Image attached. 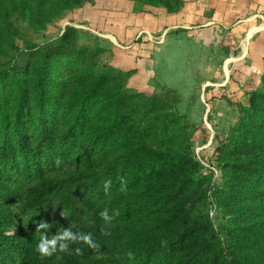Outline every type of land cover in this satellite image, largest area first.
Returning <instances> with one entry per match:
<instances>
[{"label": "rangeland", "instance_id": "1", "mask_svg": "<svg viewBox=\"0 0 264 264\" xmlns=\"http://www.w3.org/2000/svg\"><path fill=\"white\" fill-rule=\"evenodd\" d=\"M0 4L10 10L14 27L2 34L7 39L0 49V81L17 76L30 79L39 53L58 49L69 33L63 50L73 60L69 66L64 64L67 71L53 72L66 84L56 85L59 120H74L75 90L89 88L91 76L100 77L109 96L108 108L119 99L123 135L130 136L137 147L155 150L175 163L178 180L187 182L124 236L120 248L130 251L144 244L159 245V238L165 236L184 238L193 246L207 245L190 249L168 242L164 257L150 256L144 264H208L217 240L236 238L241 230L243 220L231 207L250 187H264V171L258 169L264 168V145L252 140L246 127L250 116L264 113V29L257 32L255 45H246L245 54L241 39L225 45L206 39L188 48L191 55L181 60L173 59L174 51L185 38L179 33L182 28L172 22L183 9V0H69L63 7L53 6L49 17L38 22L27 11L18 12L10 0H0ZM143 25L148 32L142 31ZM9 94L8 86L0 85V106L8 105ZM33 102L31 96L25 118L30 136L42 115ZM98 105L93 106L90 119L106 125L109 113ZM8 136L0 130V146ZM65 153L66 162L53 175L99 170L107 154L114 156L102 144ZM118 163L117 175L109 178L116 186L128 179ZM36 182L32 168H27L18 184ZM107 196L108 200L112 197L110 192ZM75 207V218L86 222L77 201ZM56 217L64 218L63 214ZM14 220L18 227L35 229L34 221H40L17 210ZM73 220L67 224L72 226ZM142 260V254H132L123 264Z\"/></svg>", "mask_w": 264, "mask_h": 264}, {"label": "trees", "instance_id": "2", "mask_svg": "<svg viewBox=\"0 0 264 264\" xmlns=\"http://www.w3.org/2000/svg\"><path fill=\"white\" fill-rule=\"evenodd\" d=\"M10 1L18 12L27 11L35 22L49 17L46 15L53 12V6L63 7L64 1L69 3V0ZM13 29L10 10L1 8L0 4V49L7 39L2 34ZM68 35L66 33L61 39L58 49L39 53L33 62L34 74L30 79L17 76L7 82L0 81L2 87L8 86L10 93L8 105L0 106V128L9 135L0 146V264H123L132 254H142L143 260L137 264H144L150 256L164 257L169 250L168 242L190 249L206 247V243L193 246L184 238L169 240L165 236L159 238V245L144 244L130 251L120 248L124 236L157 211L165 199L179 193L180 187L187 182L184 178L178 180L179 173L173 170L175 163L160 157L155 150L137 147L130 136L123 135L119 117L123 110L119 99L108 108L109 96L100 77L91 76L89 88L75 90L78 97L73 99L74 120H59L55 105L60 93L56 85L64 87L66 84L63 77L53 72L67 71L64 64L69 66L73 60L63 50ZM31 96L34 107L42 111L39 124L32 128V136L25 128ZM79 103L82 106L76 108ZM95 103L102 111L107 109L108 124H96L90 119ZM246 127L248 136L264 145V113L259 111L250 116ZM88 144L106 145L114 156L107 154L101 168L89 173H51L64 165L67 149L83 150ZM62 146L66 148L64 151H61ZM119 161L128 175L127 190L122 192L121 185L112 184L108 191L112 197L108 200L104 181L117 175ZM27 168H32L37 182L19 186L18 181ZM258 169L264 171L262 167ZM76 201L84 210L80 215L87 218L86 222L75 218ZM105 208L110 215L119 212L110 225L99 215ZM15 210L52 224L48 230L50 236L66 227L74 232H90L100 245V251L97 253L77 243L70 244L68 252L41 257L36 251L39 233L35 226L18 227L14 220ZM231 211L243 220L241 230L236 238L229 237L225 242L217 240L208 254V264H264V187H250ZM62 214L64 218L56 217ZM72 219L75 220L69 226L67 222ZM14 230V234H8ZM105 230L110 235H104ZM76 248H80L82 254H76Z\"/></svg>", "mask_w": 264, "mask_h": 264}, {"label": "crops", "instance_id": "3", "mask_svg": "<svg viewBox=\"0 0 264 264\" xmlns=\"http://www.w3.org/2000/svg\"><path fill=\"white\" fill-rule=\"evenodd\" d=\"M136 23L142 25L140 22ZM172 23H177L174 27L182 28L179 33L185 38L182 46L174 51L173 59L176 57L185 60L188 53H192L188 50L193 45L200 46L201 40L206 39H213L224 45L241 39L242 46L245 37L250 34L246 41V45L249 43L250 47L258 39L257 32L264 29V0H183V9ZM140 27L143 32H148L146 26ZM253 28L257 29L251 32ZM185 68L187 67L184 66L183 72L186 71Z\"/></svg>", "mask_w": 264, "mask_h": 264}, {"label": "clouds", "instance_id": "4", "mask_svg": "<svg viewBox=\"0 0 264 264\" xmlns=\"http://www.w3.org/2000/svg\"><path fill=\"white\" fill-rule=\"evenodd\" d=\"M57 164L60 163L59 160L56 161ZM112 181H104V191L108 192L111 188ZM126 182L122 181L121 191H126ZM100 217L106 224H111L117 215L118 211L109 214V209L105 208L100 212ZM36 224V232L39 233L40 239L36 246V251L41 257H51L57 252H68L70 249V244L82 243L88 246V248L95 250L97 253L100 251V245L93 239L90 232H74L71 228H63L62 231L57 232L55 235H49L48 230L52 227V224L41 219L40 221H34ZM43 230V231H41ZM15 230L9 234H14ZM104 235H110L107 230L104 231ZM76 254H82L80 248L75 249ZM99 258V257H98Z\"/></svg>", "mask_w": 264, "mask_h": 264}, {"label": "bare ground", "instance_id": "5", "mask_svg": "<svg viewBox=\"0 0 264 264\" xmlns=\"http://www.w3.org/2000/svg\"><path fill=\"white\" fill-rule=\"evenodd\" d=\"M255 29H257V28H253L252 30H251V32H253ZM263 29V28H262ZM259 30V29H258ZM250 32V33H251ZM251 35L249 34V35H247L246 37H245V39H244V43H243V45H242V48H243V52H244V54H245V52H246V41L249 39V37H250ZM228 74V71H227V69H225V75H227Z\"/></svg>", "mask_w": 264, "mask_h": 264}]
</instances>
